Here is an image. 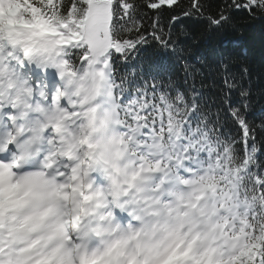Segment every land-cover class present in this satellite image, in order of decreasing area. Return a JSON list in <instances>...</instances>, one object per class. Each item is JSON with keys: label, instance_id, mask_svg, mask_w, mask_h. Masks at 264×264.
<instances>
[{"label": "snow or ice", "instance_id": "6c2138e0", "mask_svg": "<svg viewBox=\"0 0 264 264\" xmlns=\"http://www.w3.org/2000/svg\"><path fill=\"white\" fill-rule=\"evenodd\" d=\"M233 3L264 11V0ZM3 4L16 15L0 18V264H264V171L220 145L198 96L149 58L178 46L184 14L160 23L177 0ZM33 68L52 71L51 90L28 78ZM61 145L75 161L53 157ZM36 156L44 171L24 167ZM100 176L107 190L94 188ZM120 213L139 227L90 252ZM157 227L165 236L143 259L125 255Z\"/></svg>", "mask_w": 264, "mask_h": 264}, {"label": "trees", "instance_id": "16d2710c", "mask_svg": "<svg viewBox=\"0 0 264 264\" xmlns=\"http://www.w3.org/2000/svg\"><path fill=\"white\" fill-rule=\"evenodd\" d=\"M177 4L166 5L168 13L160 17V23L167 24L169 16L184 14L186 22L176 29L180 33L176 50L157 48L149 58L166 66V78L176 90L198 96L207 126L223 130L215 137L220 145L238 159L250 156L264 171V11L236 8L233 0H200L203 11L197 15L193 0ZM14 9L3 4L0 18H13ZM221 10L228 14V22L217 28L209 20ZM153 11L159 9H149V15Z\"/></svg>", "mask_w": 264, "mask_h": 264}, {"label": "clouds", "instance_id": "9594fccd", "mask_svg": "<svg viewBox=\"0 0 264 264\" xmlns=\"http://www.w3.org/2000/svg\"><path fill=\"white\" fill-rule=\"evenodd\" d=\"M45 154L46 153H42L41 155ZM57 155H59L61 159L67 156L70 161H75L76 158L75 152L66 151L63 145H61L60 147H55L53 157ZM42 164L43 160L41 159V156H36L33 159L27 161L24 167L29 171H44ZM124 166L128 168L131 167V165L127 163H125ZM108 183L109 181L104 176H100L99 180L93 179L94 188H102L104 190H107ZM130 224L133 225L134 229L139 227V225H137L136 222L125 213H120L115 221H105L104 230L98 236H94L89 241V251L99 253L106 247L109 241H113L117 237L124 234H131L132 230L128 227ZM170 226H175V221H171ZM164 236L165 232L161 227H157L151 236H145L143 233H141L139 237H137L136 239H132L129 242L125 255L129 257L137 256L139 259H143L145 251L143 245L150 240L152 242L161 241Z\"/></svg>", "mask_w": 264, "mask_h": 264}, {"label": "rangeland", "instance_id": "374dc122", "mask_svg": "<svg viewBox=\"0 0 264 264\" xmlns=\"http://www.w3.org/2000/svg\"><path fill=\"white\" fill-rule=\"evenodd\" d=\"M0 6H1V0H0ZM40 72V71H38ZM36 72V73H38ZM38 75V74H37ZM48 75L50 76L49 80H44V82H41V77L40 75L36 76V78L34 77L33 73L32 72H28V78L35 84H39L41 86H45L47 85L49 90H51V87L52 85L54 84V77H53V74H52V71L48 72Z\"/></svg>", "mask_w": 264, "mask_h": 264}]
</instances>
